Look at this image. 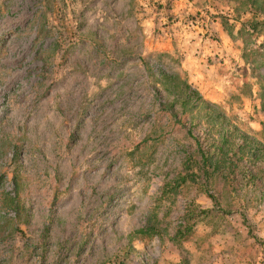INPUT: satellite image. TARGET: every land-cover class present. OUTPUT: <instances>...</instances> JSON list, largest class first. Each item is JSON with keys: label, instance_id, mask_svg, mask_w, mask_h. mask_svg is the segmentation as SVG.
<instances>
[{"label": "rangeland", "instance_id": "obj_1", "mask_svg": "<svg viewBox=\"0 0 264 264\" xmlns=\"http://www.w3.org/2000/svg\"><path fill=\"white\" fill-rule=\"evenodd\" d=\"M248 7L0 0V195L17 182L25 214L14 224L0 200V264H264V200L250 191L198 242L130 235L192 143L159 110L179 99L168 76L264 140V11Z\"/></svg>", "mask_w": 264, "mask_h": 264}, {"label": "trees", "instance_id": "obj_2", "mask_svg": "<svg viewBox=\"0 0 264 264\" xmlns=\"http://www.w3.org/2000/svg\"><path fill=\"white\" fill-rule=\"evenodd\" d=\"M257 4L258 0H249L248 13L255 15L264 11L262 4ZM246 25L250 30L257 27L254 21ZM162 77L174 82L172 90L163 83L165 92L176 91L180 95L178 101L159 103V110L184 129L192 143L181 150L178 170L170 179L163 180L144 225L130 235L141 240L167 238L170 243L181 245L189 240L198 242L196 229L215 214L235 212L234 205L244 198L243 192H252L253 199L259 203L264 200V140L232 125L216 104L205 100L186 81L175 83L177 77ZM183 116H187L186 121L181 119ZM149 138L141 144L146 145ZM202 196L210 207L196 202ZM177 197L183 200L180 215L173 222L168 221ZM0 200L4 210L13 214L11 221L22 222L25 214L17 182L11 192H1ZM237 206L240 211L242 205ZM170 226H173L171 233Z\"/></svg>", "mask_w": 264, "mask_h": 264}]
</instances>
